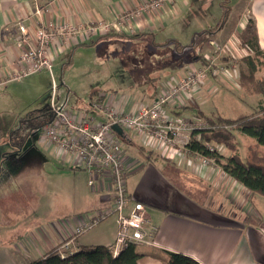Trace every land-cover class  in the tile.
I'll return each instance as SVG.
<instances>
[{
  "label": "crops",
  "instance_id": "obj_1",
  "mask_svg": "<svg viewBox=\"0 0 264 264\" xmlns=\"http://www.w3.org/2000/svg\"><path fill=\"white\" fill-rule=\"evenodd\" d=\"M35 1L42 6V19L44 22L62 20L79 28L98 20L111 22L123 10L132 9L143 2V0ZM172 1V3L170 1L166 2L160 9L136 16L120 32H111L109 35L93 34L91 36L79 34V36L70 37L66 44L60 46L59 53L56 51V46L50 48V58L53 60L59 55H66L65 52L72 47L84 44L90 45L95 41L103 40L107 41L109 46H121V41L126 42L124 39L133 35L135 36L127 43L132 42V46L136 49L140 44L136 42L137 37H140L141 41L153 40L158 44H163L172 38L177 39L181 44H188L191 40L195 42L196 38L200 37L199 40H203V42L197 46L198 50L195 52V54L201 55L197 57L201 58L198 60L199 62L193 59L185 63L184 66H179V69H175L172 74L177 77L185 75L189 68L207 64L216 55L223 61L236 60L238 64L236 63L235 66L228 68L226 77L220 74L222 78L219 79L218 76L212 78L215 73L211 72V77L205 84L202 83L201 86L192 89L196 93L203 87L202 90L206 88L208 92L214 90L216 93L228 84V79L232 81L235 77H238V65L243 66L244 64L241 58L248 51L244 45H240L238 36L249 18L255 21L258 45L264 50V0H229L230 13L217 31H214V29L221 15V7L219 6L221 0ZM33 4V0H0V79H2L5 71L17 67L18 50L10 37V33L11 30L12 32L14 30L13 24L17 18H25L30 15ZM193 5L196 6L197 14H201L199 17L197 16L198 18H195V21L190 19L188 13L186 14L188 9L193 10ZM207 17L213 21L208 22ZM197 21L203 24L191 29L190 32L185 29L188 25L194 22L197 23ZM27 24L31 30L37 26L34 15L28 16ZM208 30L210 35L206 36L205 31ZM168 45L159 47L156 50L157 53L160 56L167 55ZM217 46H222V48L217 50ZM242 70L244 71L243 67ZM27 76L18 81L7 82L4 86L12 91L18 89L24 85L23 79ZM37 77L38 80H42V76ZM166 78L168 77L164 74L159 75L158 85L157 82L154 86L149 85L148 88H145V94L138 92L139 89L133 87L132 84L127 85L129 86L127 87L128 91H123L122 94L118 95L109 91V93L98 91L96 96L90 99L89 104L91 101L103 96L102 100L111 102L118 109L132 111L142 104H150L155 96L164 90V83L168 80H165L161 86L159 84L160 81ZM224 80L226 81L224 82ZM13 82L17 83L12 86L11 83ZM152 90L155 96L149 97L153 93ZM186 96V94L183 95V105L179 107L183 108L180 109V112L183 113L185 108L188 107ZM140 101L143 103L140 104ZM165 108L170 112L174 111L175 114L179 110V108L170 105ZM86 110H89V108ZM68 112L72 113L71 111ZM94 115L96 119L99 116L98 114ZM132 135L133 137L134 135L137 136L135 133L130 135L125 131L124 138L132 143ZM137 139L141 148L150 147L162 151L161 157L165 158L164 162L147 163L140 167L138 156H135L132 152H123L128 196L132 201L144 203L151 215L154 212L163 214V217L157 220L159 230L155 238V244L151 246L137 244L141 245L138 250L136 248L140 254L137 264H162L161 262L166 259L167 251L188 255L200 264H264V216L259 214L260 217H258L256 214V208L253 206L257 198L255 193L252 194L248 188L225 173L217 163L207 166L198 165L196 169H192L188 164L192 155L181 154L172 159L169 148L158 149L153 141L143 142L139 137ZM170 159L172 162H169ZM77 168L79 167L77 166ZM178 172L188 174L187 180L179 178L180 176H177ZM172 178L175 179L176 185ZM95 180L94 187L90 189L98 191L100 195L95 199V203L88 202L81 205L80 211H90V214H92L93 211H97L99 208L102 209L113 201L114 192L107 188V179L100 176ZM203 183L206 185V192L202 195V199L189 195L190 191L195 188L201 189ZM179 184H185L186 190L179 187ZM220 191H222V195L218 194ZM251 218L253 221H251ZM77 221L76 219L75 221L71 220V223H67L66 220L60 223L48 222L46 228H36V235L24 236L22 246L16 245V250L1 247L0 264H28L29 261L43 255L57 245L56 242H60L67 236L70 239L65 243L73 252L87 244H92L91 241H84L83 235L74 236ZM250 221L253 223V227L250 226ZM101 225H104V228L95 231L96 240L99 242L98 244L110 246L115 238V222H107Z\"/></svg>",
  "mask_w": 264,
  "mask_h": 264
},
{
  "label": "rangeland",
  "instance_id": "obj_2",
  "mask_svg": "<svg viewBox=\"0 0 264 264\" xmlns=\"http://www.w3.org/2000/svg\"><path fill=\"white\" fill-rule=\"evenodd\" d=\"M195 7L193 5V10L188 9L186 12L193 21L201 15L197 14ZM33 10L29 13L32 16ZM40 14L42 15V11ZM28 16L25 18L28 19ZM209 18L212 17L209 16ZM209 18L207 17L208 22H212L213 20H209ZM57 21L64 22L62 20ZM15 22L13 24L14 29H16ZM202 24L197 21V23L194 22L188 25L185 29L190 32L191 29ZM81 31L82 29H80V33ZM208 35L210 34L207 33L206 36ZM199 39L200 37H197L195 42ZM106 43L107 41L101 40L90 45H77L65 52L66 55H59L52 60V73L56 84H58L57 96L61 102L65 101V109L73 114L93 115L90 110H86L89 106L90 94L93 91H109L115 95L122 94L121 92L129 90L127 85L130 83V78H133L132 75L140 77L139 68L146 67L143 59L139 62L138 68L126 70V68H131L133 65L136 66L138 60V58H134L137 49L132 46V42L126 44L121 41L123 43L121 46H109V43ZM15 47L19 55L20 50L16 45ZM197 50L196 46L192 52L195 54ZM154 59H157L160 65L151 75L164 74L168 77L160 81V86L165 80H175L177 78L172 73L175 69H179V66L169 65L168 58ZM182 59L180 58V60ZM200 59L194 58V61ZM124 66L127 67L124 68ZM243 68L247 70L245 66ZM210 73L211 71L206 73L203 84L210 79ZM220 74L221 76L226 75L224 72H219L212 78L218 76L217 78L220 79L222 78ZM255 75L264 78V69L258 70ZM37 76H42V80H38ZM237 78L235 77L232 81L228 79V84L216 93L214 90L208 92L206 88L202 90L203 87L196 93L192 90L187 92L188 107L185 108V114L180 112V109L183 108H179L176 115L180 118L183 116L189 117L194 115L197 109H200L205 114L237 116L250 113L256 109L259 104L258 99L264 104V96L246 93L237 86ZM23 82L24 85L18 89L15 87L16 89H13V91L6 89L4 85V87H0V248H14V250H16V245L22 246L24 236L36 235V228L44 229L47 227L48 222L60 223L66 220L67 223H71V220L75 221L78 217L90 214V211H80L81 205L88 202L95 203V199L100 195L98 191H92L88 186L89 174L83 167L77 168V165L64 157L59 158L54 147L43 138L40 130L34 129L33 132H30L31 128L39 125V121L35 118L39 115V111L50 103L49 72L43 69L34 75L27 76L23 79ZM16 83L13 82L11 85L13 86ZM142 103L140 101V104ZM97 119H103V117L97 116ZM122 128L130 135L135 133L125 126ZM111 136L121 144L125 149L123 151L132 152V154L138 156L140 167L147 163H161L165 160L161 157L162 151L150 147L141 148L137 141V138H140L138 134V137L136 135L131 136L132 143L113 132H111ZM238 137L239 150L243 155L246 152V145L250 143L251 139L239 132ZM218 150L225 158L230 154L227 149L218 148ZM169 162H172L171 159ZM195 162L199 163V160H195ZM176 165L178 166V164ZM139 171L141 170L139 169ZM177 176L187 180L188 174L178 172ZM172 181L175 185L177 184L174 178H172ZM178 186L186 190L185 184H179ZM205 186L203 183L201 189L195 188L196 190L190 191L189 195L202 199V195L206 192ZM218 194L222 195L223 193L220 191ZM256 196L257 198L253 204L256 208V214L258 217H260L259 214L264 216V195L255 193ZM100 209H97V211ZM112 221H114L113 216H108L88 231L80 234L84 236V241H91L92 243L83 247L103 245L98 244L95 231L104 228V225L101 224ZM251 221H253L252 218ZM251 221L250 226L253 227ZM68 237H64L56 244H65L70 239ZM140 246L136 245L137 250Z\"/></svg>",
  "mask_w": 264,
  "mask_h": 264
},
{
  "label": "built area",
  "instance_id": "obj_3",
  "mask_svg": "<svg viewBox=\"0 0 264 264\" xmlns=\"http://www.w3.org/2000/svg\"><path fill=\"white\" fill-rule=\"evenodd\" d=\"M172 0H143L140 5L120 12L113 21L98 20L87 26L76 27L69 22H44L42 6L34 2L33 15L35 17L34 29H30L27 18L15 22L13 42L19 48L16 68L5 71L0 79V87L10 81H18L32 73L46 69L50 74V103L48 105L50 120L40 129L43 138L56 150L59 158L64 157L78 167L88 172L87 184L93 188L95 179H107V188L114 192L110 205L92 214L77 218L74 236L80 235L101 220L113 216L116 225L115 238L110 245L113 256H116L128 243L154 245L158 233L157 220L163 217L160 212L153 215L148 207L140 201H132L127 194L125 182V163L121 144L111 136L113 124L132 129L143 142L153 141L156 148L171 151L170 157L176 158L181 154L192 155L188 164L192 169L198 165L207 166L216 164L212 157L204 156L198 152H191L187 144L198 135H192L195 130L206 128L208 125L198 117H178L174 111H168V105L176 108L182 107L183 95L201 85L206 73L227 72L229 67L236 65V60L222 61L218 55L209 63L189 68L183 77L168 80L164 83V90L155 96L148 105L142 104L132 111L118 109L111 102L95 99L90 102L89 110L102 116L97 120L95 115H79L69 113L57 96L58 84L52 73V58L49 50L67 43L70 37L91 36L93 34H106L120 32L136 16L160 9L166 2ZM80 29H82L80 33ZM133 31V29H131ZM220 50L222 46H217ZM137 109V110H136ZM116 134V133H115ZM205 147L214 152V147L208 142ZM195 160H199L196 163ZM73 251L65 243L60 246L59 256L66 257Z\"/></svg>",
  "mask_w": 264,
  "mask_h": 264
},
{
  "label": "trees",
  "instance_id": "obj_4",
  "mask_svg": "<svg viewBox=\"0 0 264 264\" xmlns=\"http://www.w3.org/2000/svg\"><path fill=\"white\" fill-rule=\"evenodd\" d=\"M219 6L222 8L221 15L214 31L221 28L230 13L229 0H221ZM205 32L208 33L210 31ZM10 34L12 39L15 30L13 32L11 30ZM106 34L109 35V33ZM134 36L125 38V43L127 44V41H130ZM238 39L240 45H244L248 52L241 58L244 63L243 66L238 65L237 86L242 88L246 93L264 96V78L255 75L258 70L264 69V50L258 45V35L254 19L249 18L246 21L245 26L239 33ZM136 42L140 43L137 46L138 49L134 57L138 58L136 66L133 65L131 68H126V70L138 68L139 62L144 59L143 63L146 67L143 69L139 68L140 77L132 75L133 78H130L129 84L138 88V92L145 94V88H148L149 85L154 86L156 82L158 85L159 75H151L160 65L158 64L159 61L154 58H168L167 62L169 65L184 66L185 63L201 56L194 54L192 50H194V47L199 46L203 40L197 42L191 40L188 44H181L177 39L172 38L163 44H158L153 40L141 41L140 37H137ZM166 44H169L168 53L167 55L160 56L156 50L161 46H166ZM180 58L183 59L180 60ZM244 66L247 70L243 71L242 67ZM152 92L149 97L155 96L153 90ZM96 94L97 91H93L90 94V99L95 97ZM102 98L104 97L100 96L97 99ZM191 116L201 118L208 126L195 130L192 133L193 137L194 135H198V137L196 139L193 138L187 144L188 150L212 157L225 173L248 188L252 194L259 193L264 195V104L259 100L258 107L252 112L237 116L205 114L200 109H197L196 113ZM50 117L49 108L45 106L39 111V115L35 117L39 121V125L31 128L30 132H33L34 129L40 130L50 120ZM238 132L251 139L250 143L246 145V152L243 155H241L239 150ZM205 142L214 147V152L209 151L205 147ZM218 148L227 149L230 152L228 157L225 158ZM61 245V243L55 245L28 264H137V259L140 255L136 250L137 244L128 243L116 256H113L110 246L92 245L86 248H79L77 251L61 258L59 256ZM166 253V259L161 262L162 264H200L192 257L179 252L167 251Z\"/></svg>",
  "mask_w": 264,
  "mask_h": 264
},
{
  "label": "water",
  "instance_id": "obj_5",
  "mask_svg": "<svg viewBox=\"0 0 264 264\" xmlns=\"http://www.w3.org/2000/svg\"><path fill=\"white\" fill-rule=\"evenodd\" d=\"M112 130L116 133L117 136H119L121 138L125 137V131L120 125L113 124Z\"/></svg>",
  "mask_w": 264,
  "mask_h": 264
}]
</instances>
